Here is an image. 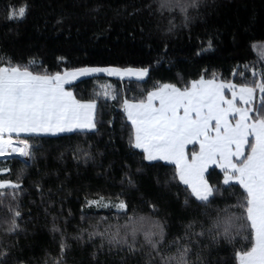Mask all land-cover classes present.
<instances>
[{
	"label": "trees",
	"instance_id": "1",
	"mask_svg": "<svg viewBox=\"0 0 264 264\" xmlns=\"http://www.w3.org/2000/svg\"><path fill=\"white\" fill-rule=\"evenodd\" d=\"M183 2L188 6L187 23L179 8H161L162 0H0L4 64L35 61L30 70L49 74L84 66L149 68L145 79L99 74L67 85L78 99H90L101 85L110 84L117 99L98 100L96 129L38 138L24 134L34 145V159L26 168L17 156H0V168L11 169L0 178L22 181L18 199L4 201L13 207L18 204L22 219L15 234L5 233L6 225L0 224V252L7 251L0 264H148L150 249L142 233L135 253L128 251V244H111L107 237L88 238V232L124 225L133 216L165 223L161 248L165 255H174L176 248L168 245L183 237L181 243L191 248L192 264H238L235 252L247 247L246 242L236 237L231 244L223 239L216 243L207 229L229 206L240 214L235 205L243 197L242 188L237 183L223 185V171L212 166L206 177L220 192L207 206L190 197L182 182L171 180L174 164L146 161L142 150L130 146L131 122L121 107L124 98L144 99L163 84L183 88L201 76L237 84L260 79L264 63L250 45L264 44V0ZM21 6H26V15L10 19V11ZM196 149L191 146L188 152ZM85 151L90 158H85ZM101 196L113 203L124 199L128 209L86 203ZM10 215L0 205V218ZM190 223L192 228L187 229ZM85 229L83 238L77 239ZM202 230L205 234L200 236ZM62 242L67 245L63 256ZM153 260L159 257L153 254Z\"/></svg>",
	"mask_w": 264,
	"mask_h": 264
},
{
	"label": "snow or ice",
	"instance_id": "2",
	"mask_svg": "<svg viewBox=\"0 0 264 264\" xmlns=\"http://www.w3.org/2000/svg\"><path fill=\"white\" fill-rule=\"evenodd\" d=\"M187 7L183 0H162L161 3V8H179L184 12L185 23L189 19ZM26 11V6L12 9L9 18L22 19ZM250 47L258 49L259 60L264 63V44L253 43ZM33 64L35 61L23 66L11 60L6 64L0 62V156L23 158L24 168L34 159V145L30 138H21L24 134L38 138L42 134L96 129L98 100L101 97L117 99V91L110 84L101 85L100 91L94 92L90 99H78L66 85L97 73L137 79L149 74L148 67L116 66L65 68L49 74L30 70ZM239 75L243 76V72ZM252 75H257L255 68ZM259 76V80L243 84L201 76L183 88L163 84L148 91L144 99L124 98L121 105L127 121L131 122L130 146L142 149L146 161L172 162L175 172L171 180L182 182L190 197L207 206L220 192V187L210 184L205 175L212 165L223 171V185L231 186L236 182L242 188L243 197L235 205L240 214L231 212L232 206H229L207 229L216 243L223 239L231 244L236 237L246 242L247 247L235 252L239 264H264V70ZM226 90L230 91V98ZM257 93L259 103H255ZM190 144L198 145V150L189 153ZM84 156L90 158V153L85 151ZM10 172V168H0V173ZM127 179L129 184L133 183L131 177ZM21 186L19 178H0V205L11 214L10 218H0V224L6 225L3 231L7 234L17 232L20 228L17 221L22 215L18 204L13 207L11 203L5 205L4 201L7 198L16 201ZM86 203L97 208L128 209L124 199L113 203L101 196L86 200ZM185 204H188L187 199ZM151 207L156 209L154 204ZM123 214L127 215V212ZM241 220L244 223H240ZM191 228L190 223L187 229ZM84 231L87 230H82L76 238L82 239ZM141 233L144 244L150 249L148 264H192L189 260L191 248L181 243L183 237L175 238L168 245L176 248L174 255H165L161 251L166 230L165 223L159 219L133 216L124 225H107L103 232L94 230L87 234L89 239L99 235L107 237L111 244H128V251L135 253L137 237ZM204 234L203 230L199 233L200 236ZM185 236H188L187 230ZM66 247L62 242L61 256ZM139 250H143V245ZM153 254L159 257L158 261L153 260ZM6 255V250L0 252V257Z\"/></svg>",
	"mask_w": 264,
	"mask_h": 264
},
{
	"label": "crops",
	"instance_id": "3",
	"mask_svg": "<svg viewBox=\"0 0 264 264\" xmlns=\"http://www.w3.org/2000/svg\"><path fill=\"white\" fill-rule=\"evenodd\" d=\"M100 73H97V74H92V75H99ZM91 75V76H92ZM147 77V76H146ZM146 77H144L143 79H145ZM82 78H84V77H80V78H78L77 79V81L78 80H80V79H82ZM124 78H129V77H124ZM131 79H137V78H135V77H133V78H131ZM73 82H75V81H72V82H70V84L71 83H73ZM67 86V85H66ZM227 91H228V93H227ZM229 94V95H228ZM226 95H228L229 96V98H230V91L229 90H226ZM86 131H90V130H86ZM69 133V132H68ZM191 146H195V145H192V144H190V145H188V148H187V151H188V149L191 147ZM197 146V149L196 150H198V145H196ZM140 150H142V149H140ZM143 151V150H142ZM161 161H163V160H161ZM164 162H167V163H171V164H173L172 162H170V161H164ZM212 166H216V165H212ZM211 166V167H212ZM206 175V174H205ZM232 183H236V182H232Z\"/></svg>",
	"mask_w": 264,
	"mask_h": 264
},
{
	"label": "rangeland",
	"instance_id": "4",
	"mask_svg": "<svg viewBox=\"0 0 264 264\" xmlns=\"http://www.w3.org/2000/svg\"><path fill=\"white\" fill-rule=\"evenodd\" d=\"M100 74H104V75L110 76V75L107 74V73H100ZM112 77H118V76H112ZM118 78H121V77H118ZM121 79H123V78H121ZM227 93H228V91H227ZM228 95H229V94H228ZM21 138H24V137H21ZM21 159H23V158H21ZM238 264H239V262H238Z\"/></svg>",
	"mask_w": 264,
	"mask_h": 264
}]
</instances>
